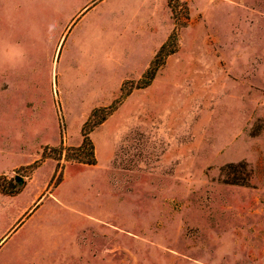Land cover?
<instances>
[{
    "label": "rangeland",
    "instance_id": "obj_1",
    "mask_svg": "<svg viewBox=\"0 0 264 264\" xmlns=\"http://www.w3.org/2000/svg\"><path fill=\"white\" fill-rule=\"evenodd\" d=\"M91 1L0 0V264H264V0H167L146 88L138 1Z\"/></svg>",
    "mask_w": 264,
    "mask_h": 264
},
{
    "label": "crops",
    "instance_id": "obj_2",
    "mask_svg": "<svg viewBox=\"0 0 264 264\" xmlns=\"http://www.w3.org/2000/svg\"><path fill=\"white\" fill-rule=\"evenodd\" d=\"M94 1L95 0L91 1V3ZM137 1L138 2L136 5L129 8V11H130L129 13L132 16H136L135 20H136V18H139V22H141L140 25L142 27L141 30H143V32H145L147 34L148 41L150 42L149 50L152 49L153 54H154L156 52V50H158L163 44H165L167 42V40H168V38H169L173 28H174V21H173V17H172V12H171L170 8L167 7V4H168L167 0H137ZM89 5H90V3L85 5L75 15V17L72 19L70 24L65 28L64 32L62 33L61 37L59 38V40L57 42L56 49L54 52L53 63L55 62V59H56V56L58 54V50L61 46V43L63 42L64 38L65 39L67 38L66 34L68 32L69 26L77 18H78V20H77V22H78L89 11V9H88L86 12H84L81 15V13ZM149 21H153V24L149 23ZM65 42H66V40L64 41V43L62 45L63 47L61 46L62 49L65 46ZM61 53L62 52H60V56H61ZM151 57L152 56H150V58ZM58 60H60V57ZM108 122H109V119L106 120L104 123H102L98 128L106 126V124ZM114 150H115V148L110 149V152L107 153V156L105 158L106 162H107V163H105L106 167H108L110 165V160L113 159ZM5 160H7L6 161L7 163L5 166H3L1 168L0 175L9 171L16 164H18V162H20L19 160H15V159L13 160L11 158H8V156L7 157L5 156ZM95 181H96V183H100V180L97 178L95 179ZM95 220H98L101 222L106 221V220H103L101 218H96V217H93V219H91V221H95ZM82 237H83L82 235L76 237V239L80 241V245H81L80 251L81 252L78 253L76 256H73V259H70V258L66 259L64 257L63 259L60 260L59 264H96L97 261L90 258L91 255H94V253H96V250H94L95 248H93L92 242H88V240H85L86 237H84V238H82ZM90 239H93V236ZM82 246H84V247H82ZM66 253H68L67 250H63V251L60 250V252H59L60 256H63ZM81 255H87V258H85L83 260L80 257Z\"/></svg>",
    "mask_w": 264,
    "mask_h": 264
},
{
    "label": "trees",
    "instance_id": "obj_3",
    "mask_svg": "<svg viewBox=\"0 0 264 264\" xmlns=\"http://www.w3.org/2000/svg\"><path fill=\"white\" fill-rule=\"evenodd\" d=\"M176 35H177V33L175 32V29H174L172 31V33L170 34L168 41L161 46V48L159 49V51L155 55L154 60L151 62L149 68L147 69V71L145 72L143 77L141 78V80L137 86L138 88H146V87L150 86L152 84V82L154 81L159 68L164 64V58H166V56H169L170 54L174 53L177 50L176 48H174L170 51H167V49L169 47L170 40L172 38H174ZM83 136H84L83 143L84 144L87 143L90 145L87 134H84ZM8 184L11 185V183H8ZM1 186H3V185L0 183V187ZM0 189H3L2 192L7 193L4 186H3V188H0ZM15 194H10V195L14 196Z\"/></svg>",
    "mask_w": 264,
    "mask_h": 264
}]
</instances>
